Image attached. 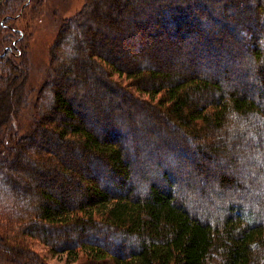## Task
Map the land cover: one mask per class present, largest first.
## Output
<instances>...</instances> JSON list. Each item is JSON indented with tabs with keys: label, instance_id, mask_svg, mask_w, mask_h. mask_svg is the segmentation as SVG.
I'll return each mask as SVG.
<instances>
[{
	"label": "trees",
	"instance_id": "1",
	"mask_svg": "<svg viewBox=\"0 0 264 264\" xmlns=\"http://www.w3.org/2000/svg\"><path fill=\"white\" fill-rule=\"evenodd\" d=\"M243 1L86 0L19 132L29 1L0 0L10 264H48L36 242L81 264H264V0Z\"/></svg>",
	"mask_w": 264,
	"mask_h": 264
},
{
	"label": "rangeland",
	"instance_id": "2",
	"mask_svg": "<svg viewBox=\"0 0 264 264\" xmlns=\"http://www.w3.org/2000/svg\"><path fill=\"white\" fill-rule=\"evenodd\" d=\"M27 7L15 16L13 26L17 30V34L21 37L23 50L26 51V57L30 64V71L27 86L30 90L29 105L23 108L17 115L16 120L13 121L14 127L23 132L29 129V125L33 117L32 103L35 99L36 93L42 85L45 74L48 69L50 60V49L57 35L60 25L67 19L73 17L79 12L85 4L86 0H28ZM246 0L243 1L244 4ZM241 7L238 4V9ZM241 12L250 13L248 7L240 8ZM238 12V10H237ZM92 15V13H91ZM100 14H95L94 18H98ZM258 32V31H257ZM225 44L231 45L236 50V55H239L237 44L231 40V36ZM181 46L184 43H179ZM144 51V50H143ZM174 51V50H173ZM177 56L178 51H174ZM180 52H182L180 50ZM243 53V51H242ZM241 53V54H242ZM149 55V54H148ZM181 56L182 53H181ZM172 57V56H171ZM167 56L164 61L170 65H181L182 60L178 57L171 58ZM239 57V56H238ZM244 58V56H242ZM158 62V60H155ZM193 69L194 67L191 66ZM8 232L2 233V239ZM34 249L41 255L45 256L48 264H81V260L67 261L65 256L59 254H50L45 245L38 242L34 243ZM11 258L6 252H0V264H10Z\"/></svg>",
	"mask_w": 264,
	"mask_h": 264
}]
</instances>
